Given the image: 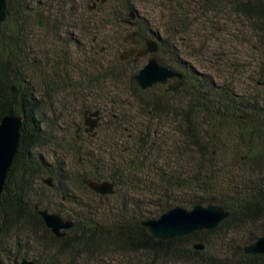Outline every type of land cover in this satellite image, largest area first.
I'll list each match as a JSON object with an SVG mask.
<instances>
[{"label":"rangeland","instance_id":"1","mask_svg":"<svg viewBox=\"0 0 264 264\" xmlns=\"http://www.w3.org/2000/svg\"><path fill=\"white\" fill-rule=\"evenodd\" d=\"M39 2L45 9L51 8L54 13H62L57 0ZM77 2L79 8L84 10L85 0ZM99 3L104 5L101 9L98 7ZM127 4L132 5L135 12V18L131 19L132 10H129L130 20L134 22L137 18H142V23L149 27L151 38L157 39L159 43L162 38H170L173 46H166L157 54L171 64L170 49L178 52L180 63L174 64V67L180 69L186 78L189 77L187 86L191 83L190 78L196 75L202 79L208 77L216 85L226 86L249 98L256 94L264 97V48L259 42L258 33L249 22L230 12L231 9L217 14L206 13L199 9V3L194 0L92 1L87 7L94 10L88 14L93 28L84 34L80 30H72L80 44H70L71 50L63 53L68 57V62L61 66L66 70L64 78L75 87L62 89L51 97L45 116L48 131L53 134L54 141L39 150L49 163L58 161L72 174H77L71 177V181L75 185L74 192L80 205L77 207L69 200L59 198L50 189L53 186L44 182L46 176L43 181L41 178L35 180V197L49 206L50 212L59 213L64 218L82 211V214H92L97 219L111 223L120 221L119 216L129 219L139 212L149 213V217L145 219L158 218L169 210L158 213L160 193L168 194L173 202L182 203L176 206L187 209H192L193 201L202 203L201 198L210 195L231 203L235 198L234 194L241 192L245 180L248 181L256 174L253 170H264V166L252 168V162L247 157L249 151L236 138L238 131L235 133L223 128L212 135L213 130L208 123L200 119L196 139L190 137V131L188 137L182 115L186 114L188 103L193 98L190 90L188 93L185 87L174 94L167 90L168 84H155L144 93L137 90L131 80L132 74L135 71L137 74L147 64L149 56H127L134 47L131 40L125 38L136 30L135 23H124L122 15L121 19H113V16L123 14L122 9ZM176 5L180 7L179 10L174 9L173 6ZM113 12L115 14L112 17L107 16V13ZM210 22L214 28L209 27ZM10 27L11 24L3 28L5 34L9 33ZM10 33L13 36L12 31ZM28 34L31 39V59L37 58L44 63L46 58L53 57L48 52L51 47L40 28H30ZM44 53L47 54L46 57L42 55ZM122 60L127 62H121L126 70L121 79H98ZM43 63L41 67L34 69L31 61H28L29 70L26 73L36 89L42 88L44 74L51 78L50 67ZM160 97L169 103V108L152 111L146 103ZM96 110L100 111L98 126L87 131L85 114ZM87 117L95 118L90 114ZM198 140L216 158L211 159L208 155L202 158L194 144ZM144 143L146 147L143 146ZM90 152L102 157L107 166H110L107 160L113 161L118 172L124 171L121 188L114 194L103 197L97 192L96 195L80 187L78 176L92 171H81L79 162L85 153ZM199 165L205 170L211 168L218 172L216 187L211 194L196 191L197 187L192 183L178 188H166V185H162V173L179 174L183 180L191 179L198 173ZM107 173L114 172L109 168ZM253 229L256 234L264 230L260 227ZM248 230L227 231L224 227L220 232L203 235L208 254L230 259L235 250H243L248 245L245 244L250 234ZM260 236L262 235L258 237ZM18 240L10 238L7 248L11 254L19 249L20 253L12 260L0 255L2 263L13 264L15 259L22 258L33 260L34 264L45 262L46 252L34 237L25 233ZM138 255L111 254L103 258L101 264L140 262L141 254ZM77 264L99 263L81 258Z\"/></svg>","mask_w":264,"mask_h":264},{"label":"trees","instance_id":"2","mask_svg":"<svg viewBox=\"0 0 264 264\" xmlns=\"http://www.w3.org/2000/svg\"><path fill=\"white\" fill-rule=\"evenodd\" d=\"M57 1L62 9V13L59 14L52 12L51 8L42 7L39 0H8V17L0 25V122L7 114L21 115L25 119L19 151L0 196V255L9 260L17 257L20 249L11 254L7 248V242L10 238L18 240L21 235L28 233L36 239V242L46 252L47 256L43 264H77L81 258L90 262L97 261L101 264L102 259L111 254L128 256L141 254L140 262H130V264H158L160 262L264 264V255L246 254L244 248L243 250H235L230 259L227 257L222 259L208 254L206 248L197 250L193 247L194 243L205 242L203 235L220 232L224 227L227 231L252 228L248 230L250 234L245 244H251L259 235H264V230L260 234H256V230L253 229V227L264 229V170H259V172L254 169L253 172L256 174L252 175L248 181L245 180L241 192L234 194L235 198L231 203L211 195L201 198L202 203L220 205L229 211L228 217L215 229H205L190 235L163 240L153 236L142 225V221L149 217V213H135L129 219H126L125 216H119L120 221L111 223L104 219H97L92 214H82L81 210L79 213L74 212V214L66 215L65 219L72 220L74 227L66 232L65 237L55 236L46 226L35 207L39 206L41 209L49 210V206L44 205L42 200L35 197L36 179L41 178L43 181L45 176L52 178L53 188L50 189L55 191L59 198L69 200L77 207L80 205V201L74 192L75 185L71 181V177L77 174H72L63 163L58 161L49 163L41 156L39 150L54 141L53 134L48 131L45 116V110L51 103V97L58 94L62 89L75 87L73 83L66 82L67 79L64 78L67 75L64 74L66 70L61 68L68 62L66 61L68 57L63 53L71 50L70 44L76 46L80 44L72 30L77 29L84 34L93 28L90 19H88V14L94 10H90L87 4L99 0H85L84 10L79 8L77 0ZM117 1L113 0V2ZM194 1L199 3V5L197 4L199 9L206 13L217 14L231 9L230 12L249 22L250 26L258 33L259 42L264 48V0ZM102 6L104 5L99 3L100 9ZM173 7L180 9L178 5ZM132 8V5L127 4L122 9L123 14L120 16H118L119 14L113 16L114 12L107 13V16H113V19L117 20L121 19L122 15L124 23H132L128 17L129 10ZM133 23L136 26L137 38L144 43L150 38L149 27L142 23V18H137ZM9 24H11L10 31L5 34L3 28L6 25L8 27ZM34 27L43 31V35L51 47V51L48 52L53 57L46 58L44 63L37 58L31 59L30 57L29 44L31 39L28 33L30 28ZM209 27L214 28L215 26L210 22ZM170 42V38H162L158 52H162L166 46L172 47L173 44ZM177 53L174 52V49H170L171 64L160 58L157 53L155 57L162 65L179 71L180 69L174 67V64L179 65L180 63ZM42 55L47 56L46 53ZM28 61H31L34 69L41 67V63L48 65L51 69V78H47L48 76L44 74L41 89H36L32 85L26 73L29 70ZM121 62L127 61L117 62L111 71H107V74L103 73L98 79L101 77L121 79L126 73ZM135 72L132 74L131 80L137 90L144 93L147 89H142L138 85ZM188 78L184 74V84L180 89L175 91L167 89L173 94L184 87L188 93L190 90L193 100L190 104L188 103L186 114L182 115L188 137L190 131V137L196 139L200 119L208 123L210 129L213 130L212 135L223 128L235 133L238 131L236 138L249 151L247 157L252 162V168L264 166V97L256 94L249 98L226 86L216 85L208 77L202 79L196 75L190 78L191 83L187 86ZM168 104L162 97L153 98L146 103L152 111L167 110L170 106ZM194 144L202 158L206 155L211 159L216 158L213 152H208L207 148L203 147L200 140L195 141ZM143 146L146 147V143ZM107 161L110 166H107V162L93 152L85 153L79 162L81 171L86 169L92 172L78 176L80 187L97 195L90 189L88 182L91 180H110L115 184V192H117L124 180V171L118 172L114 162ZM209 165L211 166L210 163ZM199 167L198 173L186 180H183L179 174L162 173L160 175L161 183L166 185V188H178L184 184L192 183L196 185V191L211 194L213 188L216 187L218 172L211 168L205 170L201 165ZM109 168H112L114 173H107ZM159 199L158 213L182 204L173 202L171 196L164 195V193H160ZM192 203L196 204L197 202L193 201ZM19 242L20 240L17 244ZM2 261L0 259V264H5ZM35 264L39 263L36 262Z\"/></svg>","mask_w":264,"mask_h":264},{"label":"water","instance_id":"3","mask_svg":"<svg viewBox=\"0 0 264 264\" xmlns=\"http://www.w3.org/2000/svg\"><path fill=\"white\" fill-rule=\"evenodd\" d=\"M7 1L0 0V25L7 20ZM106 1V0H102ZM131 19L135 18V12L130 13ZM132 24H134L132 22ZM137 32L129 33L125 40H132L133 44H139L136 39ZM159 50V41L155 38H149L146 41L145 48L137 50V58L147 54L152 56L147 64L136 74L135 78L142 89H149L155 84H168L169 80L177 78L175 83L168 86L169 91L180 89L184 82V73L168 66L162 65L155 54ZM135 50L127 53V56H133ZM136 58V59H137ZM90 114L95 118L87 117ZM85 124L88 125L87 131L94 130L100 120V111L85 114ZM24 117L21 115H5L0 122V196L3 192L8 174L12 168L13 162L18 154L21 143V132L24 125ZM44 182L50 187L53 186L52 178H47ZM88 186L100 195H110L115 193V184L109 180H91ZM38 214L43 218L46 226L57 237H65L66 232L74 227V222L63 218L58 213L50 212L47 209L35 207ZM229 215L224 207L213 203L204 205L201 202L194 204L192 209L181 206L170 208L158 218L145 219L142 225L146 227L153 236L163 240L173 239L190 235L201 230H211L217 228L222 221ZM193 247L197 250L205 249V244L201 241L194 243ZM244 252L250 255H264V235L258 237L253 243L244 247ZM13 264H34L33 260L22 258L15 259Z\"/></svg>","mask_w":264,"mask_h":264},{"label":"flooded vegetation","instance_id":"4","mask_svg":"<svg viewBox=\"0 0 264 264\" xmlns=\"http://www.w3.org/2000/svg\"><path fill=\"white\" fill-rule=\"evenodd\" d=\"M138 35V34H137ZM137 35H136V39H138L139 40V44H137V45H135V44H133V42H132V40H131V42H132V44H133V50H135V54L133 55V56H135V55H137V50L138 49H140V48H145V46H146V41L149 39H147L144 43L142 42V41H140V39L139 38H137ZM151 38V37H150ZM130 52V51H129ZM146 56H149V58L152 56L151 54H147V55H145V56H143V57H146ZM142 57V58H143ZM140 58V57H139ZM176 80H177V78H174V79H171V80H169V82H168V86L170 85V84H172V83H175L176 82ZM168 89V88H167ZM87 113V112H86Z\"/></svg>","mask_w":264,"mask_h":264}]
</instances>
